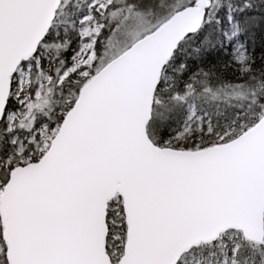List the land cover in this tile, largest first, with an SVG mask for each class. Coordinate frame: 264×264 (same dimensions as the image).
Returning <instances> with one entry per match:
<instances>
[{
  "label": "snow or ice",
  "instance_id": "snow-or-ice-1",
  "mask_svg": "<svg viewBox=\"0 0 264 264\" xmlns=\"http://www.w3.org/2000/svg\"><path fill=\"white\" fill-rule=\"evenodd\" d=\"M0 264H264V0H0Z\"/></svg>",
  "mask_w": 264,
  "mask_h": 264
}]
</instances>
